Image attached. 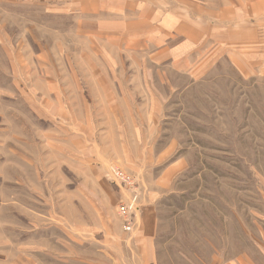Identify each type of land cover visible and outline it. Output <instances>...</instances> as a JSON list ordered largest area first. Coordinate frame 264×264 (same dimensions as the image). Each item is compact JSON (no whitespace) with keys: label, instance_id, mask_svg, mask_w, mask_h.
Here are the masks:
<instances>
[{"label":"rangeland","instance_id":"obj_1","mask_svg":"<svg viewBox=\"0 0 264 264\" xmlns=\"http://www.w3.org/2000/svg\"><path fill=\"white\" fill-rule=\"evenodd\" d=\"M94 40L60 10L0 0V264H116L113 239L128 233L124 205L141 203L142 181L104 159L121 157L117 136L131 152L138 133L145 144V131L116 121L136 110L150 125L144 90L162 108L151 117L148 172L157 182L168 166L182 170L156 203L154 264H264V66L219 59L189 75L154 65L148 82L131 81L137 59L122 64L110 51V66ZM102 88L123 92L113 113L95 97ZM141 157L121 158L138 170ZM122 172L132 187L116 183Z\"/></svg>","mask_w":264,"mask_h":264},{"label":"crops","instance_id":"obj_2","mask_svg":"<svg viewBox=\"0 0 264 264\" xmlns=\"http://www.w3.org/2000/svg\"><path fill=\"white\" fill-rule=\"evenodd\" d=\"M39 2L50 10H60L64 17L74 20L79 33L103 43L110 66H116L115 57L122 55L126 59H137L132 65L135 70L132 80L148 82L149 67L163 66L177 73L196 74L208 63L219 59L231 60L233 64L254 67L264 66V0H30ZM100 46V43L98 44ZM140 66V67H139ZM113 70V67H111ZM148 68V69H147ZM165 69V68H163ZM160 74V73H159ZM109 82L119 79L118 74L103 75ZM122 78V77H121ZM98 77L96 81H98ZM130 80V79H129ZM162 82L166 77L160 76ZM123 92L110 89H99L95 97H100L101 105L109 108L113 97ZM145 98L152 99V104L145 101L143 111L151 117L161 114L162 108L156 102L157 91H143ZM155 102L158 106L155 105ZM138 110H140L138 108ZM126 120L117 118V128L146 132L144 144L140 133L135 137V149L130 151L127 141L117 136V151L121 157L142 161L139 169L129 166L127 159L118 155L105 157V161H115L141 179V203L136 215V231L133 234L116 235L113 239L117 249L116 264H154V237L157 233V201L170 193L171 180H175L182 170L179 165L166 168L165 173L155 182L149 169L155 164L147 162L150 157V125L146 127L137 116L136 110H128ZM117 130V129H116ZM172 149L162 152L161 162L169 161ZM131 153V154H130ZM170 157V158H169ZM154 158V156H153ZM122 159V160H121ZM146 159V160H145ZM166 161V164H168ZM165 164V165H166ZM163 165V164H162ZM161 165V166H162ZM167 167V166H166ZM149 168V169H148ZM147 184L142 179L146 180ZM145 185V186H144ZM237 263L252 264L248 258H239ZM230 264V263H228Z\"/></svg>","mask_w":264,"mask_h":264},{"label":"built area","instance_id":"obj_3","mask_svg":"<svg viewBox=\"0 0 264 264\" xmlns=\"http://www.w3.org/2000/svg\"><path fill=\"white\" fill-rule=\"evenodd\" d=\"M116 178L118 179L119 182H116L119 185H123L125 187H132L133 185V181H135L134 177H131L129 175H126L125 173H117ZM128 185H132V186H128ZM137 194V193H136ZM140 203V196L139 195H134L132 197V199L126 204L124 205V216L126 217L125 219L127 220V223H125V230L127 232H131L133 226L132 223H130L131 218L128 217L131 213L135 214V212L138 210L137 205ZM118 212V210H117ZM132 227V228H131Z\"/></svg>","mask_w":264,"mask_h":264},{"label":"bare ground","instance_id":"obj_4","mask_svg":"<svg viewBox=\"0 0 264 264\" xmlns=\"http://www.w3.org/2000/svg\"><path fill=\"white\" fill-rule=\"evenodd\" d=\"M133 229H134V226H133V228H132V230H131V232L133 231ZM126 231V230H125ZM129 233V232H128Z\"/></svg>","mask_w":264,"mask_h":264}]
</instances>
